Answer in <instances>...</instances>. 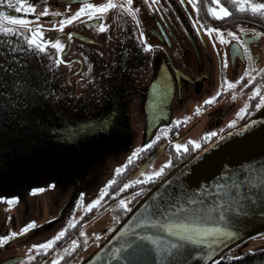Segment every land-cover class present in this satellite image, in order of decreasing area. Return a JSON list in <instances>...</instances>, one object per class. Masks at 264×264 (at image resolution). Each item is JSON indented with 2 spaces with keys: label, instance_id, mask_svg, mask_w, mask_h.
<instances>
[{
  "label": "flooded vegetation",
  "instance_id": "flooded-vegetation-1",
  "mask_svg": "<svg viewBox=\"0 0 264 264\" xmlns=\"http://www.w3.org/2000/svg\"><path fill=\"white\" fill-rule=\"evenodd\" d=\"M104 2L106 0H26V3L36 5L34 13L18 12L0 3V10L27 16L30 25H41L45 39L59 38L65 45L59 53L49 44L42 53L36 54L32 50L11 52L6 43H0V61H3L0 80L6 82L10 79L5 68L11 66L30 84L42 87L47 93L40 97L30 94L27 100H21L23 107L15 111H0V143L4 144L0 164L10 163V175H3L0 179L1 193L8 194L0 196L17 197L11 206L7 201H0V235L9 231L19 233L23 224L36 222L27 233L0 246V264H20L26 256L32 259L25 264H51L57 256L61 258L57 264H80L126 215L123 208L116 206L119 198H130L132 208L143 194L138 193L137 188L146 192L173 166L226 131L241 125L263 107L256 108L255 105L259 103V95H264V75H256L250 85L245 77L239 84L222 91L213 102H203L220 90L223 81L237 80L245 69L252 70L254 75L264 69V16L254 14L250 9L240 11L228 0H221L230 12L228 17L222 18L213 17L208 12L212 0H197L199 11L192 8L189 0H156L155 3L133 0L132 6L139 8L136 19L141 21L140 24L126 12L113 8L102 16V21L109 25L104 31L98 30L96 19H88L86 14L65 25L62 31L51 27L52 22L58 24L64 16L73 15L82 3ZM114 2L120 4L125 0ZM252 2L264 3L261 0ZM150 3L151 7L148 6ZM45 5L48 13L36 19ZM196 21L205 26L220 27L226 37L228 31L236 32L241 38L254 36L247 44L254 59L249 60L243 55L244 46L234 39L227 44L213 41L203 29H198ZM5 26L24 30L21 25L5 23ZM138 30H143L147 41L154 45L147 52L140 46ZM68 32L74 35L69 38ZM5 39L15 37L0 36V41ZM233 45L239 47L238 54H232ZM225 53L227 66L222 64ZM57 56L61 59L59 64L55 63ZM11 57H18V60ZM258 85L261 91L253 96L252 89ZM246 103L247 111L237 116V111ZM197 107L201 109L199 112ZM233 119L236 124L229 125ZM176 120L181 123L175 124ZM53 122L67 124L63 129L66 128L70 135L63 138L59 133H53ZM37 124H44L43 129H38ZM165 126H169L166 128L168 135H160L157 139ZM6 130V136L11 139L2 137ZM206 132H215L216 135L205 139ZM40 133L44 135L40 136ZM190 140L200 141V148L191 145ZM91 141L103 146L99 147L101 154L114 150L113 156L119 161L115 169L123 166L124 170L117 174L114 169L111 176L114 182L98 205L74 214L79 204L72 205L70 200L77 193L78 186L81 182L97 180L100 173L103 178V168L113 156L107 160L106 155L97 157V177L82 172L70 176V161L56 169L54 144L59 145L60 163L65 148H79ZM150 141L148 148H142L135 158L129 160L137 147ZM38 142L45 143L42 148L47 149L43 155L48 157V171L53 174L49 181L36 164ZM174 142L187 145L188 150L177 151ZM103 144L110 146L105 148ZM166 160L171 164L165 166L164 174L155 182L133 184L124 191L120 190L130 179L138 177L141 172L159 169ZM17 176H33L31 184L23 186ZM49 184L54 186L48 187ZM34 187L42 191L33 193L31 189ZM112 192L117 196H112ZM52 193L65 196L62 207L58 205V197L53 199ZM109 215L113 216V221L107 225ZM63 218L67 222L74 219L75 224L69 226L67 223L64 236L55 241L48 252L32 248L33 244L51 238L52 233L55 235V227ZM101 231L105 234L100 239L97 233ZM73 240L79 242L74 248L70 247ZM65 248L69 251H63Z\"/></svg>",
  "mask_w": 264,
  "mask_h": 264
},
{
  "label": "snow or ice",
  "instance_id": "snow-or-ice-1",
  "mask_svg": "<svg viewBox=\"0 0 264 264\" xmlns=\"http://www.w3.org/2000/svg\"><path fill=\"white\" fill-rule=\"evenodd\" d=\"M155 2L156 0H152V3ZM189 2L193 9L199 11L197 0H189ZM0 3L7 4L9 9H16L18 12L25 13H34L36 8L35 4L26 3V0H0ZM228 3L240 11L250 9L252 13L264 16V3L252 2V0H228ZM132 4L133 0H125L124 3L120 4L115 3L114 0H106V2L99 4L82 3L73 15L64 16L59 20L58 24L52 22L51 27L62 31L65 25L86 14V18L96 19V28L98 30L104 31L109 25L102 21V16L108 9L113 8L126 12L133 17L137 24H140L141 21L136 19L139 8H134ZM148 6L151 7V3ZM208 12L216 18L230 15L229 8L221 0H212V3L208 6ZM47 13L48 6L45 5L43 12L35 18L39 19L40 15ZM5 23L21 25L24 30L17 27H7ZM195 23L198 29H203L204 32L212 37L213 41L218 40L220 43L227 44L229 40L234 39L239 45L244 46L242 54L246 55L249 60L254 59L247 47L248 41L252 40L254 36L241 38L236 32L228 31L226 37L220 27H213L210 24L205 26L200 24L199 21ZM243 31L244 29H241V32ZM252 31L254 35H257L255 29H252ZM67 35L71 38L74 33L68 32ZM0 36L6 38L15 37V39L0 41V43H6L8 50L11 52L23 53L32 50L34 53L39 54L45 50L46 46L51 44L59 53L65 46L59 38L45 39V34L41 31V25L39 23L30 25L27 16L10 14L3 10H0ZM138 40L145 52L154 47L153 44L147 41L143 30H138ZM231 52L235 55L240 52V49L238 46L233 45ZM11 58L14 61L18 60V57ZM60 62L61 59L57 56L55 63L59 64ZM222 64L224 66L228 64L227 53L224 54ZM0 67H3V61H0ZM5 71L10 76V79L6 82L0 80V111H15L16 108H22L21 100H27L30 94L34 97L47 94L42 87L30 84L23 75L15 72L11 66L5 68ZM256 75H264V69H261L255 75L252 70L245 69L243 75L239 76L237 80L223 81L220 85V90L215 95L208 96L203 103L213 102L216 97L221 95L222 91L239 84L245 77L248 78L247 83L249 85L252 84ZM260 91L261 86L258 85L252 89L251 94L256 96ZM261 106H264V95H259V103L255 105L256 108ZM247 108L248 105L246 103L237 111L236 115L241 116L247 111ZM200 110L197 107L196 111L199 112ZM183 119L186 120L187 117ZM174 123L178 125L181 121L176 120ZM228 123L229 125H235L236 120H230ZM254 123L256 122L249 121L243 127L247 130ZM167 127L169 126L161 129L157 139H159L160 135H168ZM52 132L55 133L56 129L53 128ZM215 135V132H206L204 133V138L209 139ZM150 143L151 141L148 144L137 147L131 153L129 160L135 158L142 151V148H148ZM189 143L196 148H200V141L190 140ZM174 147L177 151L181 149L188 150L187 145L181 143L174 142ZM170 164L171 161L166 160L159 169L141 172L138 177L124 183L120 190L124 191L133 184L155 182L164 174L165 166ZM123 170V166H117L115 172L119 174ZM113 182V179L107 181L100 189V195L87 204L86 210H91L98 205ZM163 183L167 185L169 181L165 180ZM53 186V184L48 185V187ZM31 190L33 193L42 191V189L37 187ZM144 191L143 188H137L138 193H144ZM84 195V193H80L81 198ZM111 195L117 196V193L112 192ZM16 199V196H0V201H7L9 206ZM129 199L119 198L116 206L123 208L128 213L133 212L129 205ZM80 203L81 200L78 199L77 204ZM134 211L135 215L123 227H120L118 232L112 237V240L116 241L111 244V250L108 254L112 264H196L194 256L201 260L209 258V264H216V261L210 258L224 244L225 240L238 235V231L242 228V222L246 217L259 212L261 218H264V156L259 159L253 158L247 163H242L232 168L224 165L219 177H213L211 183L205 181L197 186L179 183L171 186V191L165 188L160 192H155L151 200L145 198L142 205L138 206ZM73 224H75V220L70 219L68 225L71 226ZM35 225L36 222L33 220L23 224L19 233L9 231L5 235H0V246H4L13 237L27 233ZM65 231L66 229L62 227L51 238L41 243L33 244L32 248L48 252L54 242L64 236ZM78 243V241L73 240L70 247L74 248ZM63 251L67 252L69 249L65 248ZM31 259V256H26L24 260L20 261V264H25L26 261ZM60 259L57 256L51 261V264H57Z\"/></svg>",
  "mask_w": 264,
  "mask_h": 264
},
{
  "label": "water",
  "instance_id": "water-1",
  "mask_svg": "<svg viewBox=\"0 0 264 264\" xmlns=\"http://www.w3.org/2000/svg\"><path fill=\"white\" fill-rule=\"evenodd\" d=\"M77 121V120H76ZM249 121H255L254 125L249 129H244V125ZM67 124H58L56 122L52 123V129L55 128L56 132L61 135V137L69 136V131L66 128L63 129ZM75 125V124H74ZM44 124H37L38 129H43ZM6 130L2 135L3 138L11 139L6 136ZM68 133V134H67ZM43 136L44 133H40ZM1 137V138H2ZM74 134H72V139ZM71 142L73 144V141ZM56 142V140H54ZM45 143L38 142L37 144V158L36 164H38V170L47 181L53 176L51 172L48 171L49 164L46 163L48 157L43 155L47 151L46 148H42ZM3 142L0 143V157L3 151ZM54 164L56 169L63 167V158L66 152H69L73 147L65 148V153L61 155V161L58 162V151L59 145L54 144ZM83 145V144H81ZM80 147V146H79ZM77 148V147H76ZM75 148V149H76ZM264 156V107L260 108L255 115L247 119L243 124L236 126L224 133V135L214 139V141L204 145V147L195 151L192 155L188 156L183 162L177 164L173 169L163 176L157 183H155L147 192L137 201V203L132 207L133 212L127 213V215L122 219V221L117 224L115 228L108 237L99 245L97 248L91 252L89 256L86 257L80 264H112V260L109 258V252L111 250V244L115 243L112 237L118 232L120 227H123L129 219L135 215V209L142 205L145 198L151 200L155 195V192H160L167 188L171 191V186H175L179 183H185L191 186H197L203 184L205 181L211 183L213 177H219V173L224 165L229 168L238 166L242 163H247L253 158L259 159ZM10 163L9 161L0 164V179L3 175H10ZM34 176V175H33ZM23 178L17 176V181L24 184H31V177ZM168 180L169 184H164L163 181ZM171 185V186H170ZM154 190V191H153ZM0 194L1 191H0ZM3 194H8L3 193ZM2 194V195H3ZM259 233V235H258ZM264 233V218H261L259 212L255 215H249L242 222V228L238 231V235L229 240H225L224 244L220 246L215 254L210 258L214 259L216 262L219 258L228 253L235 247L240 246L242 243L251 240V238L261 236ZM118 239V238H117ZM196 264H209V258L198 259L194 256Z\"/></svg>",
  "mask_w": 264,
  "mask_h": 264
},
{
  "label": "rangeland",
  "instance_id": "rangeland-1",
  "mask_svg": "<svg viewBox=\"0 0 264 264\" xmlns=\"http://www.w3.org/2000/svg\"><path fill=\"white\" fill-rule=\"evenodd\" d=\"M264 0H261V2ZM111 143V142H108ZM104 147L107 148L110 146V144H103ZM99 147H103L102 145L91 141L86 142L85 144L81 145L79 148L71 149L69 152L65 153V156L63 158L62 163L66 161H70L71 163V169L69 171V175H79L81 172L85 175L90 174L91 177H97L98 176V162L97 157L106 155L107 160L109 157L113 156L115 154L114 150H109L108 152H105L101 154V151H99ZM119 161L116 159L115 156L108 159V162L105 164V167L103 168L104 177L102 178L101 173L99 174L97 180H89L88 183L81 182V184L77 188V193L75 196L70 200L72 205H78L77 200L80 199L81 203L79 204V207L74 210V214H78L80 211L86 209L87 204L94 198L98 197L100 195V189L107 183L109 179H111L112 174L114 173V169L116 167V164ZM72 182H74V179H72ZM80 193H84L85 195L83 198L80 197ZM53 199H57L58 197V205L62 207V205L65 203L63 202L65 196H57L56 193H52ZM69 202V203H70ZM56 211V210H55ZM107 225L113 221V216H108ZM70 220V219H69ZM59 223V224H58ZM58 226L55 227V232H58L62 227L65 228L67 225L66 218L62 219V222H58ZM105 233L103 231L97 233V237L100 239L103 238ZM47 233L44 234L46 236ZM54 234L52 233V236ZM96 234L94 233V236ZM264 247V233L261 234V236L251 238V240L242 243L240 246L235 247L234 249L230 250L229 256H236L240 255L242 252L245 251H251L253 249H258Z\"/></svg>",
  "mask_w": 264,
  "mask_h": 264
},
{
  "label": "trees",
  "instance_id": "trees-1",
  "mask_svg": "<svg viewBox=\"0 0 264 264\" xmlns=\"http://www.w3.org/2000/svg\"><path fill=\"white\" fill-rule=\"evenodd\" d=\"M229 253L222 255L216 264H264V247L242 252V255L229 256Z\"/></svg>",
  "mask_w": 264,
  "mask_h": 264
}]
</instances>
